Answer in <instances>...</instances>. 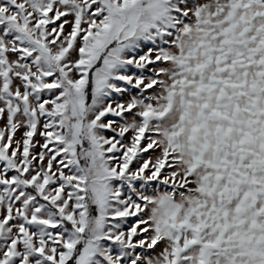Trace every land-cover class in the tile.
Wrapping results in <instances>:
<instances>
[{
    "label": "snow or ice",
    "instance_id": "1",
    "mask_svg": "<svg viewBox=\"0 0 264 264\" xmlns=\"http://www.w3.org/2000/svg\"><path fill=\"white\" fill-rule=\"evenodd\" d=\"M0 264H264V0H0Z\"/></svg>",
    "mask_w": 264,
    "mask_h": 264
}]
</instances>
